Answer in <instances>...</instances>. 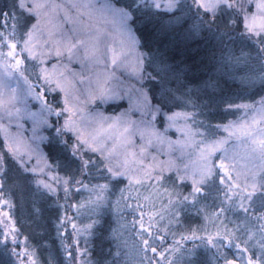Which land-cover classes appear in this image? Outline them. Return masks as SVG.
Returning <instances> with one entry per match:
<instances>
[{
  "label": "snow or ice",
  "instance_id": "6c2138e0",
  "mask_svg": "<svg viewBox=\"0 0 264 264\" xmlns=\"http://www.w3.org/2000/svg\"><path fill=\"white\" fill-rule=\"evenodd\" d=\"M0 264H264V0H0Z\"/></svg>",
  "mask_w": 264,
  "mask_h": 264
},
{
  "label": "trees",
  "instance_id": "16d2710c",
  "mask_svg": "<svg viewBox=\"0 0 264 264\" xmlns=\"http://www.w3.org/2000/svg\"><path fill=\"white\" fill-rule=\"evenodd\" d=\"M239 95H240V94H238V93H234V94H233L236 103H238V104H240V103H252L251 100L240 99V98H238ZM256 99L258 100L259 97H256ZM242 116H243V111H240V112H236L234 115H232V114L227 115L226 120H236V119H238V118H240V117H242ZM209 202L211 203V201H209ZM5 210H6V209H5ZM46 215H54V213H46ZM129 219H131L130 216H129ZM195 223H201V222H200V220L198 219V220H195V221H194V224H195ZM21 239H22V237H21ZM211 255H212L211 252H208V253H207V256L211 257Z\"/></svg>",
  "mask_w": 264,
  "mask_h": 264
},
{
  "label": "rangeland",
  "instance_id": "374dc122",
  "mask_svg": "<svg viewBox=\"0 0 264 264\" xmlns=\"http://www.w3.org/2000/svg\"><path fill=\"white\" fill-rule=\"evenodd\" d=\"M228 216H229V218L230 219H235V217L233 216V214L230 212V213H228ZM200 220V222L201 223H203V220H202V218L201 219H199ZM189 247H191V245L189 244Z\"/></svg>",
  "mask_w": 264,
  "mask_h": 264
}]
</instances>
